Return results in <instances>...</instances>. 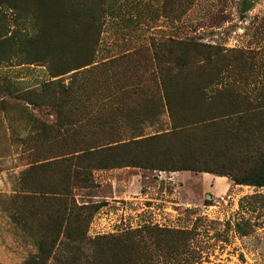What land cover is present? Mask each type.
<instances>
[{
  "label": "rangeland",
  "instance_id": "374dc122",
  "mask_svg": "<svg viewBox=\"0 0 264 264\" xmlns=\"http://www.w3.org/2000/svg\"><path fill=\"white\" fill-rule=\"evenodd\" d=\"M188 37L222 55L183 64L177 41ZM204 85L220 90L209 113L245 106L231 89L261 109L191 131L201 156L189 161L213 172L132 166L164 142L115 145L171 131L165 98L186 94L208 112ZM262 109L264 0H0V264H264V186L220 175L262 167L246 153L264 132ZM84 149L89 184L57 165ZM70 199L91 213L76 211L42 256L37 241L58 233ZM119 245L126 257L115 262Z\"/></svg>",
  "mask_w": 264,
  "mask_h": 264
},
{
  "label": "trees",
  "instance_id": "16d2710c",
  "mask_svg": "<svg viewBox=\"0 0 264 264\" xmlns=\"http://www.w3.org/2000/svg\"><path fill=\"white\" fill-rule=\"evenodd\" d=\"M95 40L97 38L94 37ZM179 45H181L184 49L183 54L180 56L182 59V63H190L191 65H194L197 59V56H201L205 60H210L211 56H220L221 49L217 46L212 45H206L203 43L198 42L195 40L194 37H188V38H182L177 41ZM201 49V51H200ZM213 50V51H212ZM216 56V57H217ZM251 57H247L249 59ZM89 63H92V61L89 59L86 63H84L82 66H85ZM168 68H166L165 72H167ZM167 73H165V79H169L167 77ZM167 77V78H166ZM209 85L200 86L197 89V92L199 93V99L202 102L204 106H206L207 111L204 113H196L194 106L192 105L190 98L186 94H182L179 98L180 104H173L170 102L168 98H165V105L167 107V111L171 120V131L162 132L158 135H150L146 138H140V139H131L126 143H117L116 147H121L124 152H129L133 149L134 146L142 145V143L151 141L156 139H160L164 142V147L158 150L156 152L155 150H150L148 155L144 156L141 161L139 162H133L130 163L132 166H141L146 168H153L158 170H167V171H179V170H192L195 172H213L206 168H204L201 164V161H189L190 158H193L194 154L196 153L197 157L201 156V141L199 139H196L193 134H191V131L199 130L201 127H203L204 122L212 119L216 120H222V121H233L234 119H237V121H241L242 119L250 116L252 113L256 112L257 110H261L257 108V110L252 107L251 104H248V102L253 101V99L250 97L249 94H247L243 89L233 90L229 92V99L232 102L235 101H243L245 102V106L238 107V108H231L228 110H222V111H216L213 113L210 112L211 108V102H212V96L217 91L220 92V90H214L211 91V89H205V87H208ZM222 91V90H221ZM254 97V96H253ZM255 99V98H254ZM192 106V107H191ZM264 110V109H262ZM181 112L190 113L192 112L194 117L192 118H186L187 115L183 114V119L177 121V118L181 116ZM238 123V122H236ZM238 126L233 128L231 126V130L234 131V134H238ZM110 147V146H109ZM107 147V148H109ZM173 148V152L170 151V149ZM247 157L249 159H254L261 157L264 159V132L259 133L254 139L251 140L250 148L248 149ZM90 154V151L87 149H84L82 152L78 154H69V155H63L59 157L58 164L60 167H63L67 173V177L72 180L73 182L79 183H90V176L83 175L84 169L87 170L88 168L86 166H80V161L83 157ZM159 155L160 157H157ZM123 164H121L122 166ZM220 175H226L228 176L231 181L234 184L238 185H251V186H264V161L262 164V167L260 169L254 168V167H242L238 170H230L226 173L220 174ZM44 190V189H42ZM31 192H26V194ZM39 195V193L37 192ZM34 195V194H33ZM44 195L49 198V195H57L61 196V192L58 191H48L44 193ZM40 197L44 199V196ZM259 196L257 194H251L247 195L241 198L242 201H251L252 199H257ZM31 198V197H30ZM33 199V197H32ZM251 199V200H250ZM63 213L62 216L58 220V224L56 228L58 229L57 234H51L48 232H45L42 237H40L37 241V246L39 253L42 256H46L48 253L50 254L53 250V247L55 246L56 242L58 241L59 234H65L66 228L68 227L71 217L74 216V213L76 211L85 210L86 214L89 215L91 213L90 207H87V205L81 204L78 205L75 202H68L67 200H63ZM252 203L254 200L251 201ZM52 219L51 216H48L46 218V222L50 221ZM242 221V220H241ZM61 229V231H60ZM235 230L240 233L241 235L246 234L248 231H243L240 221L235 224ZM124 246V245H119ZM120 247L117 248V252L110 253L111 259H113L115 262H119L122 260V258L126 257L123 255L122 250H126L127 248L124 246L123 249ZM123 258V259H124Z\"/></svg>",
  "mask_w": 264,
  "mask_h": 264
},
{
  "label": "crops",
  "instance_id": "0c3cea01",
  "mask_svg": "<svg viewBox=\"0 0 264 264\" xmlns=\"http://www.w3.org/2000/svg\"><path fill=\"white\" fill-rule=\"evenodd\" d=\"M219 178H222V177H219Z\"/></svg>",
  "mask_w": 264,
  "mask_h": 264
}]
</instances>
